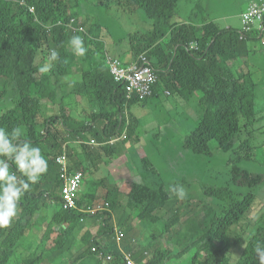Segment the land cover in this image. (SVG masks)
<instances>
[{
	"label": "trees",
	"instance_id": "1",
	"mask_svg": "<svg viewBox=\"0 0 264 264\" xmlns=\"http://www.w3.org/2000/svg\"><path fill=\"white\" fill-rule=\"evenodd\" d=\"M117 1L129 8L141 7L148 18L155 20L153 28L131 36L129 49L132 60L127 63L129 65L143 55L149 60V66L156 69L159 80L153 85L151 96L155 95L157 88L163 87L166 93L174 92L187 100L195 96L198 98L202 112L196 130L189 133L186 147L196 155L211 156L209 143L215 139L222 150H234L235 156L229 159V184L258 188V192L249 191L241 198L235 197L228 186L205 189L207 195L219 198L224 204L221 215L213 219L204 234V255L201 256L200 251L194 253L191 264H264L263 209L257 217L251 218L252 232L248 239L244 236L238 242L246 241V244L236 263H233V245L228 236L232 228L241 224L244 214L250 213L256 206L258 193L260 201L264 200V174H254L242 165V159H250L253 147L241 143L234 149L235 139L242 130L241 119L246 121L243 127L247 128L256 116L258 83L254 64L257 53L264 52V15L261 28L254 27L243 40L237 27L221 29L213 21L202 22L201 25L197 22L171 23L178 12L180 0ZM256 1L251 0L249 4ZM31 6L35 8L34 12L30 11ZM80 13V9L71 7L69 0H0V100L11 102V108L0 115V127L10 132L12 128L21 126L23 135L20 139L39 147L48 162L47 172L31 185L19 202L20 214L13 219V224L11 222L8 227L0 228V264H67L75 247L69 233L74 231L81 217L103 221L104 230L110 229L113 233L110 227H114L113 216L121 226L119 228H131L130 220L134 218L131 207L136 206L140 208L141 220L146 223L141 221L143 226L149 231L158 228L164 236L158 221H164L165 231L175 229L183 214L194 210L183 199L177 200L172 196L163 185L153 187L145 181L132 184L131 191L124 195L116 184L113 185L111 211L104 214L91 216L87 211L96 190L82 191L73 210L62 206L60 166L55 158L63 151V144L93 131L97 142L92 145L101 147L95 151L89 145L82 147L89 152V158L96 152L93 161L105 160L109 163L111 156L118 152V144H114L122 142L120 145L124 147L138 128L140 118L132 112V107L144 101L138 93L128 100V83L117 82L110 72L107 60L120 59L125 51L111 57L104 46L97 44L83 57L74 55L69 44L72 36H83L87 47L93 42L91 33H74L65 25L55 24L60 20L68 22ZM51 23L53 25L48 27ZM257 42L259 47L249 45ZM192 44L197 47L192 48ZM53 50L59 53V59L54 61L47 74H41L37 58L40 53H51ZM244 57L247 58L245 63L242 64L241 60L236 62ZM77 64L83 66L79 77L70 82L62 81L63 77L73 73L72 68ZM75 96H80L87 104L90 116L87 121L74 117L66 110L68 102L64 101ZM42 99L60 102L61 111L40 123L38 117ZM127 119L130 120L128 125ZM98 120L104 121V124L101 129H94L93 124ZM114 136H118L119 140L110 143ZM140 162V170L156 174L148 156L141 158ZM73 166L71 170L81 169L85 175L89 167L87 161L81 158ZM10 171H16L20 179H26L14 164H11ZM41 212H44L43 218L46 213L48 216L39 240L40 252L20 261L16 257L17 245ZM33 229L34 226L30 227L32 235H35ZM102 233V229L95 237L87 233L84 241L90 245V251L95 244L103 250L101 258L93 252L97 261L102 262L112 254L116 264H120V246L112 235L104 240V245H99L97 239ZM53 236H56L54 242L50 240ZM156 240V234L151 233L147 246L138 247L140 243L136 239H132L130 246L146 257L148 255L149 264H171L166 262L168 252L158 246L151 255L148 254L147 248ZM48 241L51 242L49 247ZM197 244L198 241H194L188 248ZM257 245L261 247L260 252L256 250Z\"/></svg>",
	"mask_w": 264,
	"mask_h": 264
},
{
	"label": "rangeland",
	"instance_id": "2",
	"mask_svg": "<svg viewBox=\"0 0 264 264\" xmlns=\"http://www.w3.org/2000/svg\"><path fill=\"white\" fill-rule=\"evenodd\" d=\"M251 0H180L178 4V12L171 19V23L181 18H187L199 22L202 18L221 16L222 14H234L244 10ZM69 4L73 9H80L81 13L77 15L82 22L84 29L91 33L94 41L104 46L109 56L113 57L124 52V55L131 54L129 49V41L131 36L137 33H144L153 28L154 19L148 18L141 7H128L119 3L117 0H69ZM235 18V17H234ZM221 29L228 28L226 24H232L236 27L240 26L239 17L236 21L217 20ZM99 45V46H100ZM250 46H258V43H250ZM93 44L88 45L87 50L92 49ZM194 47V46H193ZM257 62L254 64L255 80L258 83L256 98V116L252 118L251 124L245 128V120L241 119L242 130L235 139L234 149L241 143L249 144L253 147L250 159H242V165L248 168L252 173L264 174V52L259 51ZM50 53H40L37 63L41 67L48 61ZM126 61H131L126 59ZM54 64V62H52ZM83 70L80 64L72 68V74L63 78L64 82H70L79 77ZM0 89H2L0 87ZM82 99V98H81ZM47 100V107L40 108L38 121L42 123L44 117L60 114V102L55 103L50 99ZM198 98L195 96L187 100L178 96L174 92L166 94L163 87L156 89V93L132 108V112L141 118L135 133L131 134L128 139L133 146V151L128 154L129 167L137 169L141 168V158L146 155L151 159L156 174L149 171H142L143 179L150 186L158 187L163 185L169 191L170 186L183 185L187 195L183 199L186 204H190L194 208L190 213L183 214L182 220L175 225V229L161 235L158 228L153 231L147 230L142 222L140 226L134 223L137 220L136 212L131 219V228H119L114 216L112 224L115 228L124 231L125 237L121 244H132V239H136L140 246L148 245V238L151 233L156 234L157 240L147 248L148 254L151 255L156 246L160 250H166V262L171 264H191L194 253L201 252L204 255V234L209 230L215 217L221 215L224 202L219 198L207 195L205 189L208 187L219 188L228 186L234 192L235 197L241 198L249 191L258 192V188H250L247 185H231L229 179L230 157L234 154V150L224 151L218 145L215 139L209 143L212 150L211 156L196 155L186 147L189 133L196 130L199 123V117L202 109L197 103ZM6 102H9L7 104ZM64 102L67 112L73 115L83 117L87 115L85 109L86 102L74 101V98H67ZM6 103V104H4ZM43 104V103H42ZM11 108V102L0 100V115ZM78 112V114H77ZM41 130V127L39 128ZM139 136V140L137 139ZM72 148V144L70 145ZM121 147L118 151H121ZM138 170V169H137ZM100 178L108 179V175L104 171L98 172ZM113 178L118 184L122 182V178L114 173ZM129 179L134 184L138 177L130 174ZM142 182V178L139 179ZM84 187L93 190L94 179L91 176L84 177ZM106 194H100L94 203H103L106 200ZM171 195L179 200L174 193ZM125 203V200L122 199ZM264 210V200L260 201L259 193L257 195V204L250 213H245L241 224L232 228L229 233V239L233 245V263H236L245 247L246 241L241 242L246 236L252 232L251 218L257 217L261 210ZM176 214L175 211L172 212ZM181 214V209L179 210ZM44 212L33 220L30 227L34 226L35 235H32L30 227L26 230L24 236L17 245V256L20 261L29 256L39 253V240L43 233L44 223H46L48 213L43 218ZM191 217L190 219H188ZM35 218V217H34ZM185 221V222H184ZM119 226V227H118ZM4 229V228H1ZM194 241H198L196 247L188 248ZM74 253L70 254L67 264H87L93 256L90 251V245L76 244ZM183 251V252H182ZM181 257L177 258L176 256ZM82 257H85L83 259ZM148 257V255H147ZM15 257L12 258V262Z\"/></svg>",
	"mask_w": 264,
	"mask_h": 264
},
{
	"label": "clouds",
	"instance_id": "3",
	"mask_svg": "<svg viewBox=\"0 0 264 264\" xmlns=\"http://www.w3.org/2000/svg\"><path fill=\"white\" fill-rule=\"evenodd\" d=\"M254 3H264V0H257ZM251 4H249L248 7ZM248 7L246 8V10L248 9ZM34 10H35V8L33 6H31L30 11L34 12ZM246 10H244L243 12H245ZM241 14H240V20H241ZM52 25H53V23L48 24V27H51ZM55 25H65L68 29L72 30L74 33H86L87 32L84 29L82 22L78 19L77 16L70 18V20L68 22H65V23L62 20H60ZM254 27H256V26H253L252 30L254 29ZM228 28H231V27H228ZM241 28H242V24H241ZM241 28L238 29L239 33L241 31ZM252 30L250 32L246 33L245 38L240 37V39L245 40L248 37L247 35H249L252 32ZM92 38H93V36H92ZM263 43H264V41L262 40V44ZM69 44H70V47L72 48L74 55L79 56V57H83L86 54L87 48L85 46L83 36L82 37L72 36V38L69 41ZM92 44L94 46L97 45V43L94 41V38H93ZM98 45H100V44H98ZM58 59H59V53L57 51H54V50L51 51L50 56L48 58V61L45 64H43L41 67H39L38 71L41 74H47L52 67V62L57 61ZM123 63L125 65H128L124 61H123ZM108 66L110 69L109 64H108ZM155 71H156V69H155ZM110 72H111V70H110ZM111 74L114 76V74L112 72H111ZM156 74H157V72H156ZM157 76H158V74H157ZM63 78L61 79L62 81H63ZM158 80H159V77H158ZM150 96H148L147 98H149ZM147 98H145V99H147ZM76 100L81 101L82 99L80 96H75L74 101H76ZM41 102L43 103V104L41 103V108L47 107V104H46L47 100L46 99H42ZM85 109L88 110L87 104H85ZM69 113L71 115H73L71 112H69ZM73 116L78 118V119H81V120L84 119L85 121L90 119L88 112H87V115H85L83 117H78L76 115H73ZM46 118L44 117V120ZM99 122H102V126H103L104 121L98 120V121L94 122V124H93L94 129H96V125ZM129 124H130V120H129ZM89 132L90 131H87V132L83 133L82 136H77L73 139L67 140L63 144V150H64V145L66 144L67 153L68 154L71 153L70 142L76 141L77 143H79L77 140L82 139L83 135H86ZM22 135H23V129L21 126H17V127L12 128V130L10 132L8 130H6L5 128L0 127V228L8 227L11 224V222L13 221V219L17 215L20 214V211L18 210V205H19V202L21 201L22 197L24 196V194L27 191L30 190L31 185L37 183L39 181L40 177L44 173H46L47 169H48V162L44 158V156L42 155L41 149L39 147L32 146L30 142L21 140L20 137ZM82 140H84V139H82ZM84 141L86 143H79V145L80 146L87 145V143L90 142V141L88 142L86 140H84ZM10 162H11V164L15 165L16 170L19 173H21L23 175V177H26V179H20V176L18 174H16V171H10V167H11ZM137 169L142 174L140 168L137 167ZM72 171H75V170L73 169V170H71V172ZM85 177H86V175H85ZM141 178H142V182H134V183H143L144 182L143 175L141 176ZM83 184H84V182H83ZM83 184H82V187H83ZM132 184L133 183H131V188H132ZM82 187H81L80 193L82 192ZM169 191L171 193H174L178 199H184L187 195L186 189L184 188L183 185L170 186ZM80 193H79V196H80ZM60 195H61V189H60ZM78 200H79V198H78ZM106 200H107V202L110 203V201L108 199H106ZM61 201H62V197H61ZM93 204L94 203H91V204L87 205V207L92 206ZM71 210H73V209H71ZM107 211L108 212L111 211V203L109 206V210H107ZM104 212H106V211L99 212L97 214H104ZM97 214H95V215H97ZM95 215H91V216H95ZM84 220H85V218H83V217L80 218V222H83ZM12 224H13V222H12ZM104 225H105V223H104ZM68 226H69V224L67 223V227ZM110 227H112L113 238H114L115 237V230L117 228H115L111 225H110ZM117 230H120V229H117ZM172 230H174V229H172ZM120 231H122V230H120ZM122 232L124 233V231H122ZM69 234H70V236L73 235L72 232H70ZM124 235H125V233H124ZM83 241L84 240L79 239L78 244L83 243ZM121 241L119 243L116 241L119 246H120ZM99 243H100L99 245H101V246L104 245V241H101ZM74 244L76 245L77 243H74ZM83 246L84 245L82 244V247ZM124 246H125L124 248L122 246H120V248H121L120 264H149V260L147 259V257L144 254H141L140 252H138V250L131 248L130 244H124ZM98 247H100V246H98ZM256 250H257V252L261 251L260 245H257ZM94 253H96V252H94ZM140 255H142V256L140 257ZM107 257H106V259H102L103 264H108V263L116 264V260H115V257L113 255H112V258H107ZM176 257L179 258L181 256L177 255Z\"/></svg>",
	"mask_w": 264,
	"mask_h": 264
},
{
	"label": "crops",
	"instance_id": "4",
	"mask_svg": "<svg viewBox=\"0 0 264 264\" xmlns=\"http://www.w3.org/2000/svg\"><path fill=\"white\" fill-rule=\"evenodd\" d=\"M248 4L245 7V9L248 7ZM244 10H241V11H238V12H236L234 14H229V15L228 14H222L221 16L217 15V16H214V18H211V17L202 18L197 23L199 25H201L202 22L213 21V22H215V23H217L219 25L220 23H218L217 20H222V21L231 20V21L235 22L237 17H239V21L241 23L240 14ZM177 22H195V20H191V19L181 18L180 17V19L177 20ZM226 26L232 27L234 25L226 24ZM222 27H225V26H220V28H222ZM234 27H236V26H234ZM237 28L240 29L241 28V24ZM120 57H121L120 59H122L125 63H129V61H126V59L132 60V55L131 54H127V55L123 54ZM246 59L247 58L244 57L242 59L237 60L236 62H239L241 60L242 64H243V63L246 62ZM166 94H170V92L166 93ZM137 104L138 103L134 104V106L132 108H134ZM87 112H88V110H87ZM77 114H78V112H77ZM140 120H141V118H140ZM99 128L100 129L102 128V122L97 123L96 129H99ZM93 135H94V132H89L88 134L83 135L82 139H84V140H86L88 142L91 139L95 140L96 137L93 136ZM137 139H138V137H137ZM120 143H122V142H117V143L114 144V145L118 144V150L122 147L120 145ZM71 144H72L71 156H70L71 166L74 167L73 164L75 162H77L80 158L82 160H86L88 165H89V167H88V169L86 171V176H91L94 179V185L95 186H94L92 191L96 190V194L92 198V202L91 203H95L97 201V199H98V196L100 194H106L105 195L106 199H108L110 202H113V199L111 197V193L113 192V189L111 187H113V185L116 184L119 187V190L124 195V194L128 193L131 190V179H129L130 174L133 173V176L135 178L138 177L139 179L142 176V174L137 169H135L133 171V169L128 166L129 165V160H128L127 156H128V154L131 151H133V146H132V144L130 142H127L124 145V148L121 151H118V152L114 153L111 156L109 163H107L105 160L93 161V158H94L96 152L92 153V158H89V152H87V151L85 152L84 151L85 148L80 146L79 143H77L76 141H71L70 145ZM88 145L94 151L98 150V148L101 147L99 145H92L90 143H87V146ZM100 171L106 172V174L108 175V179L100 178L98 176V172H100ZM114 173L118 174L122 178V182L120 184H118L116 182V180L113 178ZM139 179H136L135 182H139ZM100 181H102V182L100 183ZM84 184H83V187H82V191H86V190L87 191H91L89 188H85ZM109 191H111V192H109ZM131 209H132L133 214L136 212V216H137V220H134V223L136 225H138V226H140L141 221L144 224H146L144 220H141L140 208H138L136 206H132ZM104 223L105 222H103V221L91 218L89 220L85 219L83 222L75 224V229L72 232L73 235L71 236L73 242L78 244L79 239L85 240V237H86L87 233H90L92 237H95V236L98 235V230L99 229H102L104 231V233H102L101 235L98 236L97 242L104 241L109 235H112V237H113V233L111 232L110 229L104 230V227H103ZM157 223L161 227V229L164 231V234L172 231V229H168L167 231H165L164 221H158ZM108 224L110 225V223H108ZM130 224H131V220H130ZM131 226H132V224H131ZM55 238H56V236H53V237L50 238V240H52V242H54ZM50 243L51 242L48 241V243H47L48 247L50 246ZM82 244L83 245H87V242L84 241L80 245L82 246ZM120 246L124 247V245H122L121 243H120ZM96 256L99 257L97 254H96ZM83 259L86 260V258H83ZM87 264H103V263L97 261L95 256H92L90 258V262L87 263ZM108 264H110V263H108Z\"/></svg>",
	"mask_w": 264,
	"mask_h": 264
},
{
	"label": "built area",
	"instance_id": "5",
	"mask_svg": "<svg viewBox=\"0 0 264 264\" xmlns=\"http://www.w3.org/2000/svg\"><path fill=\"white\" fill-rule=\"evenodd\" d=\"M264 15V3H252L248 9L241 14L242 28L240 37L245 38L246 33L252 30L253 26L261 28V20ZM194 46V47H193ZM196 48L195 44L191 45ZM107 63L110 65V70L114 74V79L117 82H127V99L132 100L135 94H140L142 98H147L152 94L153 85L157 82L158 76L154 68L149 66V61L143 55L136 58L131 64L125 65L121 59H109ZM134 94V95H133ZM133 95V96H132ZM127 125L129 120L127 119ZM119 140L118 136H114L109 141L114 143ZM79 143H86L82 139L77 140ZM90 144H95V140L91 139ZM57 164L60 166V179L62 180L61 197L62 205L66 210L76 208L79 193L84 182L85 173L81 169H74L71 172L70 156L66 151V144L64 145L63 152L59 153L55 158ZM110 203H96L87 207V211L91 215L99 212L109 210ZM124 233L120 230H115V240L119 243L124 238ZM92 252H96L101 258L103 250L97 245L91 247ZM107 258H112L109 254Z\"/></svg>",
	"mask_w": 264,
	"mask_h": 264
}]
</instances>
